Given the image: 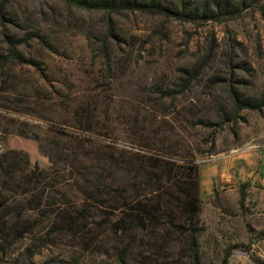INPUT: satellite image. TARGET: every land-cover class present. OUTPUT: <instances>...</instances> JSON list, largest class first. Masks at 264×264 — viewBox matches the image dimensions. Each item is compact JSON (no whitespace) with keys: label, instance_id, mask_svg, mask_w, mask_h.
Masks as SVG:
<instances>
[{"label":"rangeland","instance_id":"obj_1","mask_svg":"<svg viewBox=\"0 0 264 264\" xmlns=\"http://www.w3.org/2000/svg\"><path fill=\"white\" fill-rule=\"evenodd\" d=\"M230 87L264 94V0L196 23L0 0V264H264V110ZM192 192L197 258L167 235Z\"/></svg>","mask_w":264,"mask_h":264},{"label":"trees","instance_id":"obj_2","mask_svg":"<svg viewBox=\"0 0 264 264\" xmlns=\"http://www.w3.org/2000/svg\"><path fill=\"white\" fill-rule=\"evenodd\" d=\"M38 1V0H33ZM70 7L77 8L87 12H104L109 14H121L123 12H139L154 16H162L169 19L186 21V22H222L235 16L240 15L244 10L257 5L260 0H60ZM8 44V57L16 61H24L16 52L19 41L15 37H6ZM203 67H196L192 70L182 69L183 78L179 84V92H185L201 74ZM230 95L234 106L238 110L249 109L261 112L264 110V94L259 98L250 100L243 99L233 87H230ZM165 165V164H164ZM173 166V165H172ZM167 176L173 174V168L166 169ZM186 195L181 204L182 221L175 223L170 222L169 227L172 229L167 235L176 232L183 238L186 251L191 256H198V237L204 232L205 228L199 219L200 203L197 192ZM241 198H244L241 192ZM147 219L138 218L137 229L144 230L147 228ZM175 234V233H174ZM128 249L120 251V264H129L126 259ZM224 259L222 264H227Z\"/></svg>","mask_w":264,"mask_h":264}]
</instances>
